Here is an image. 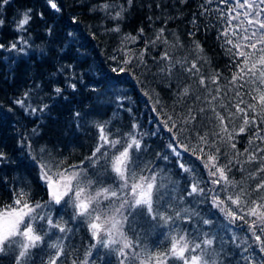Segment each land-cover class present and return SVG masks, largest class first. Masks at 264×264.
<instances>
[{"label":"trees","instance_id":"obj_1","mask_svg":"<svg viewBox=\"0 0 264 264\" xmlns=\"http://www.w3.org/2000/svg\"><path fill=\"white\" fill-rule=\"evenodd\" d=\"M55 3L59 11L53 9L48 0H8L6 4L0 0V20L4 21L0 25V44L4 46L0 48V151L6 156L0 162V209L13 204L14 190L26 191L32 204L49 200L47 185L40 178L41 162L54 167L62 161L65 168L76 165L83 169L92 182L87 189L92 195L100 188H118L120 181L111 171L109 161L114 153L122 151L121 145L105 146L102 151L106 150L108 156L99 157L95 164L88 159L100 143L97 125L102 124L111 139L123 140L125 134H139L143 150L135 153L139 157L138 175L155 173L157 185H162L159 194L164 207L160 211L167 209L173 216L176 211L181 212V218L175 219L174 224H165L159 218L153 220L146 207L125 209V216L129 211L133 215L123 221L122 231L134 245L126 251L140 253L141 258H145L148 254L171 249L172 236H185L190 246L207 237L213 239L211 246L203 248V252L189 251L185 255H202L207 264H246L241 256L249 255L259 264V249L250 239L247 224L241 220L230 223L224 213L212 206L210 196L188 195L192 176L179 168L176 157L167 148L169 133L161 123L168 116L180 122L192 109L197 119L180 135L182 143L197 147L198 135L207 134L210 142L216 139L213 133L219 131V121L213 107L221 115L227 116L221 104L235 113L232 105L240 99L234 95L239 85L233 86L229 81L236 69L225 51L228 46H222L223 38L218 39L226 26L220 12L224 11L226 16L235 12L228 13L229 5L221 4L220 0L210 3L209 0H132L131 4L128 0H55ZM106 3L111 5L107 11L101 8ZM117 11H121V16L114 19ZM25 12L31 19L23 30H18L17 24ZM240 19L243 20V16ZM238 23L233 21V24ZM116 27L119 32L112 30ZM161 28L165 30L163 38L145 49V43L154 40ZM140 29L144 30L143 35ZM190 32L194 35L190 36ZM126 36H135L137 40L125 42ZM194 41L199 42L202 53H198ZM13 43L16 49L11 48ZM124 48L129 49L133 57L126 66L130 71L114 73L113 68L124 66ZM141 51L145 52L143 65L136 58ZM165 51L169 52L171 61L160 60ZM192 62L200 68L195 75L185 71ZM217 72L221 92L209 105L216 88L210 78ZM201 75L206 79L204 87L199 83ZM72 84L76 85L75 89ZM57 87L61 89L59 94L55 92ZM185 88L189 89L187 95H181ZM255 89L264 91V85L256 81L239 88L245 102L241 107L257 104V113L250 115L260 111L258 99H253L259 96ZM18 100H23L24 106L18 104ZM30 108L37 111L33 114ZM41 108L44 110L39 111ZM201 108L205 111L200 112ZM259 118L264 120V115ZM225 123L230 130H238L243 116H233ZM133 124L137 129H133ZM258 126L264 131V123ZM255 131V127H249L236 136L239 153H244L245 148H264L259 140L249 144ZM216 146L221 149L220 165L233 160L228 177L236 188L229 191L243 188L248 193L244 199L249 206L252 200L260 201L264 191H254L256 184L264 179V173L256 171L261 167L260 161L248 163L246 154L236 157L227 142L217 139ZM204 148L205 152H214V148ZM164 155L169 158L162 159ZM206 159V156L197 160L190 153L182 154V160L194 167L196 175L205 183L208 174L202 161ZM237 159L240 163H236ZM140 169L145 170L141 173ZM252 173H255L254 178ZM207 187L212 185L207 184ZM225 196L226 193L220 191L221 199ZM100 207L106 215H112L119 202L111 197L101 198ZM50 209V212L49 209L43 211L64 222L70 231L62 234L41 222L47 236L39 247L31 250L28 264H47L49 255L55 251L49 245L58 240L63 241L66 253L60 258L61 264H73L74 260L81 264L89 251V264H119L111 249L100 245L91 247L97 242L91 236L88 220L85 217L73 219L71 203L52 204ZM205 219L211 223L204 224ZM234 237L237 238L235 243ZM242 247H249V252L242 253ZM17 254L18 249L0 254V264H15ZM139 263V259L128 262ZM169 264H183V261L171 259Z\"/></svg>","mask_w":264,"mask_h":264},{"label":"snow or ice","instance_id":"obj_2","mask_svg":"<svg viewBox=\"0 0 264 264\" xmlns=\"http://www.w3.org/2000/svg\"><path fill=\"white\" fill-rule=\"evenodd\" d=\"M2 2L6 4L8 0H2ZM48 2L53 9L56 11L60 10L55 0H48ZM131 2L132 0H128L129 4ZM210 2L211 0H209ZM220 3L229 5L227 9L228 13L235 12V15L228 16L225 15L224 11L220 12V17L225 21L226 26L220 32L218 39L223 38L222 46H228L225 48V51L229 54L231 62L236 69L229 83L233 86L239 85V88H243L246 83H255L256 81L264 85V0H234V3L233 0H220ZM110 7L111 5L107 3L101 5V8L105 11ZM120 16L121 11H117L113 18L118 19ZM241 16H243V20L240 19ZM30 19V14L25 12L23 18L17 24V29L23 30ZM233 21H239V23L233 24ZM3 23L4 21L0 20V25ZM112 30L119 32L120 29L116 27ZM164 31L161 28L154 40L147 41L145 43V49H147L149 44L155 45L160 41L164 36ZM143 32L144 30L140 29L141 35H143ZM189 35L192 36L194 33L190 32ZM136 40L137 37L135 36H126L124 38L125 42L131 41L134 43ZM164 42L167 43L166 40ZM194 44L198 53H202L203 49L200 48L199 42L194 41ZM2 47L4 46L0 44V48ZM16 47V43L11 45L12 49H16ZM249 49L252 51H249ZM123 51L125 53V59L122 61L124 66L113 68L112 71L114 73L119 74L130 71L126 66L132 62L133 57L130 55L129 49L124 48ZM144 55L145 52L141 51L136 57L141 65L145 64ZM113 59L116 58L113 57ZM171 59L172 57L168 51L163 52L160 56V60L171 61ZM177 63L181 62L177 61ZM167 70L169 72L171 71L170 68ZM161 71H165V69H161ZM185 71L195 75L200 72V68L196 62H192L190 67L185 68ZM249 77L251 79H248ZM210 79L211 83L216 85V88L214 90L215 95H212L211 100L208 101L209 105L217 99L221 92V88L217 83L220 79V73H215ZM199 83L202 87L206 85V79L203 75L200 76ZM71 87L75 89L76 85L72 84ZM239 88L236 89L234 95L235 97H240V99L232 105L236 110L235 113L229 111L228 106L223 104L220 107L227 112V116L221 115L219 111H216L215 107L212 108V111L215 112L216 118L219 121V131L213 133L216 139L211 142L208 140L207 134L198 135L197 147H192L189 143L181 142L180 134L187 130L188 125L197 119L192 109H189V114L183 117L180 122H175L173 116H168L161 123L163 124V128L167 129L169 133L170 143L167 145V148L176 157V163L179 168L192 176L191 190L188 192V195L204 198L210 196L212 206L224 213L230 223L241 220L247 224L250 239L254 240L259 249V264H264V197L260 201L252 200L251 206H249L244 199L248 193L243 188L236 192H230L229 188H236V185L228 177V173L233 166V160H229L228 164L225 165L218 163L221 149L216 146L217 139L222 142H227L231 149H233L236 157L246 154V162L248 163L259 160L261 167L256 171L258 173H264V148L255 147L251 150L245 148L244 153H239L236 147V136L245 133L249 127L256 128V131L249 138V144H254L257 140L264 143V131L258 126L264 123V120L259 118L260 115H264V91L255 89V91L259 92V96H254L253 99H258L260 111L259 114L250 115V113H257V104L249 103L246 107H241L245 102ZM188 91L189 89L185 88L181 95H187ZM55 92L59 94L61 89L57 87ZM145 95H148V93H145ZM25 96H27V93ZM17 103L24 106L23 100H18ZM156 103H159V101H156ZM43 110V108L39 109V111ZM30 111L34 114L37 109L30 108ZM153 111H156V109L153 108ZM199 111L204 112L205 109L201 108ZM241 114L243 116V124L238 130H230L225 121ZM76 116L79 117L80 113L77 112ZM97 127L100 131V143L88 159L95 164L98 162L99 157L108 156L106 150L102 151L105 146L107 148H116L117 145H121L122 151H118V154L114 153L109 161L111 171L120 181L119 187L116 189L111 187L100 188L96 191L95 195H92L87 191L92 182L87 179V175L83 169L78 168L76 165L65 168L63 167L62 161L54 167L41 162L40 178L47 185L49 200L43 204H32L26 191L23 189L19 192L13 191L15 197L13 204L10 207L6 206L5 209H0V254L8 250L15 251L18 249V254L15 256V264H28L31 250L39 247L43 243L45 236H47V232L41 222H46L48 229H58L62 234L70 231L64 222L54 219L49 214L51 210L50 205H61L63 202L65 204L71 203L74 210L73 219L85 217L88 220V228L91 236L97 242L91 245V247L95 248L97 245H100L105 249H111L115 252L119 264H128L130 259L132 261L139 259L140 264H153V262L154 264H169L171 259L183 261V264H207V261L202 258V255H191L190 257L185 255L189 251L195 253L197 250H201L203 252V248L211 246L213 239L207 237L202 242L190 246L185 236H172L171 249L167 252L148 254L145 258H141L140 253L126 251L133 248L134 245L132 241L127 239L123 231H121L123 221L127 220L128 216L133 215V212L129 211L128 215L125 216V209L135 210L146 207L148 215L153 220L159 218L165 224L169 222L174 224L175 219L181 218V212L176 211L175 216H173L167 213V209L160 211L164 207L160 203L162 197L159 194L162 185H157L155 173L151 176L138 175L137 169L140 167L138 163L139 157L135 153L143 150L142 140L138 138L139 134L136 132L125 134L126 138L123 140L111 139L106 133L105 125L100 124ZM132 127L135 130L138 126L133 124ZM204 146L214 148V152H205ZM28 147L31 148V145ZM183 153H190L197 160H201V156L207 157L206 161H202L208 174V181L206 183L202 177L196 175L194 167L188 166L182 160ZM258 153L259 155H257ZM161 158L167 160L169 157L168 155H164ZM5 159V153L0 151V162ZM33 159H36V157H33ZM236 163H240V160L237 159ZM144 170L140 169V172L142 173ZM250 175L252 178L255 177V173ZM202 184L205 186L202 187ZM207 184H211L212 187H207ZM218 185L220 186L219 189L217 188ZM220 191L226 193L224 199H221ZM254 191L257 193L264 191V179H261L256 184ZM125 192H127L126 196L124 195ZM110 197L115 198L119 202V207L114 209L112 215H106L100 207L101 198L108 200ZM227 202H230V204ZM44 209H49V212L43 211ZM116 214H119L121 219H117ZM250 217L252 219H249ZM203 223L210 224L211 221L205 219ZM236 239L235 237L233 238L234 243ZM244 243H247V241ZM116 245H119V247H113ZM49 247L55 251L49 255L47 264H61L60 258L66 255L63 249V241L58 240L49 245ZM237 247H241V245L237 244ZM241 251L242 253H248L249 247H242ZM88 255H91L90 251L86 254L85 260L81 264H89L87 260ZM241 259L246 264H257L249 255H242ZM73 264H77V261L74 260Z\"/></svg>","mask_w":264,"mask_h":264},{"label":"rangeland","instance_id":"obj_3","mask_svg":"<svg viewBox=\"0 0 264 264\" xmlns=\"http://www.w3.org/2000/svg\"><path fill=\"white\" fill-rule=\"evenodd\" d=\"M116 218H117V219H121V217H120L119 215L117 216V214H116ZM122 228H123V223H122ZM122 228H121V231H122ZM118 246H119V245H118ZM139 264H140V263H139Z\"/></svg>","mask_w":264,"mask_h":264}]
</instances>
